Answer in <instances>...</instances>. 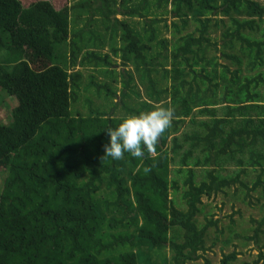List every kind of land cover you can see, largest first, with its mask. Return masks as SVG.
Returning a JSON list of instances; mask_svg holds the SVG:
<instances>
[{
	"label": "trees",
	"instance_id": "trees-1",
	"mask_svg": "<svg viewBox=\"0 0 264 264\" xmlns=\"http://www.w3.org/2000/svg\"><path fill=\"white\" fill-rule=\"evenodd\" d=\"M117 4L0 0V105L17 101L0 122V264H143L146 249L189 264L216 225L203 198L264 176V4ZM112 82H123L119 118L88 106L106 104L104 93L115 100ZM159 107L174 114L154 151L104 157L108 128ZM250 231L224 246L254 242L258 256L240 264H264L261 231ZM237 261L234 251L219 264Z\"/></svg>",
	"mask_w": 264,
	"mask_h": 264
},
{
	"label": "rangeland",
	"instance_id": "rangeland-1",
	"mask_svg": "<svg viewBox=\"0 0 264 264\" xmlns=\"http://www.w3.org/2000/svg\"><path fill=\"white\" fill-rule=\"evenodd\" d=\"M119 1L120 0H118L117 4L118 7ZM259 1L264 4V0ZM118 18H122L120 14L118 15ZM170 20L171 19H169V21ZM139 29H142V26H139ZM220 34L221 31H219V33L217 34H214V36L217 35L218 37L220 36ZM165 35L169 40L171 39L169 33ZM118 62H121V60L118 59ZM222 63H225L224 60H222ZM120 68L121 69L118 70L116 67H113L114 71L116 70L115 75H118L119 71L124 72L123 68ZM78 70H82V68L78 67ZM127 70H130L129 72L131 73H133L134 71L135 80L136 82H138L137 72L133 69V67H130ZM97 76L98 78L100 77L96 74V77ZM110 86L115 92L118 91L115 100H113L114 95L104 93L106 104H101L103 102V100L101 99H95V103L92 102L93 99H91V101L88 102V106L92 107L97 112L107 115H113V118H119L127 115L125 114L124 108L122 106L118 107L115 103H119V96L121 90H123V82H119V84L112 82ZM143 89L145 91V88L141 87L142 93L144 95L145 92L143 91ZM132 97L137 98L138 96L133 95ZM144 99L148 100L146 96H142L141 101H143ZM131 100L137 101L136 104L139 105V107L143 106V104L138 103L140 100ZM16 105L17 101L14 98H6V100L0 105L1 123L7 124L11 121L10 114L12 109ZM76 105L77 103L75 104V106ZM77 107H79V104ZM70 113L73 116L74 114H80L83 117L87 116L85 115L87 113V110L83 112L80 109L74 108L72 104ZM191 169H193L192 166L188 167L186 170L189 171ZM258 174L259 172H250V176H242L241 179L233 185V187L226 188L223 191L213 195L209 199L207 197L203 198V202L206 206L209 207V209L211 210V214L214 215L213 218H211L210 216L208 220L215 221L216 225H209L208 227L206 237V250L200 253V256H203V258L189 264H207V262H209L210 264H219L223 254H228L234 251L238 253L237 264L242 263L244 260L256 259L259 254V250L258 248H256V243L251 241H241L242 239L232 240L231 243L226 246H224V243L229 240L228 237L234 230L242 231L243 229L247 228V234L249 236L253 234V232H251L250 230L259 229L261 231L259 236L261 246L262 244H264V223L262 222V217L264 216V176H257ZM5 177L6 174L0 171V189L3 185ZM259 177H261L262 181L260 182L262 184L254 188V185L255 183H257ZM180 185L182 186V183ZM199 220L203 224L208 223L207 220H205L204 215L199 216ZM255 220L258 222V224L255 222ZM172 234L174 233L172 232ZM243 242L246 243V245H242ZM141 256V261L143 264H153L154 261H158L160 264H165V262L167 263L170 259V255L167 254L166 250H157V253L154 254L153 251H149L148 249H146L145 251H142Z\"/></svg>",
	"mask_w": 264,
	"mask_h": 264
},
{
	"label": "clouds",
	"instance_id": "clouds-1",
	"mask_svg": "<svg viewBox=\"0 0 264 264\" xmlns=\"http://www.w3.org/2000/svg\"><path fill=\"white\" fill-rule=\"evenodd\" d=\"M144 100L148 102L149 99ZM173 114V109L159 107L125 117L115 128L107 129L109 143L105 145L104 157L120 160L128 153L141 158L145 150L154 151L162 135L171 126Z\"/></svg>",
	"mask_w": 264,
	"mask_h": 264
}]
</instances>
